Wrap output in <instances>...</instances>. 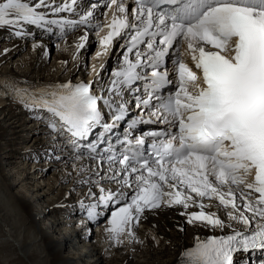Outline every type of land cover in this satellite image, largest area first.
I'll return each instance as SVG.
<instances>
[{"label":"snow or ice","instance_id":"1","mask_svg":"<svg viewBox=\"0 0 264 264\" xmlns=\"http://www.w3.org/2000/svg\"><path fill=\"white\" fill-rule=\"evenodd\" d=\"M76 2L54 6V0H0V28L24 38L26 26L49 32L53 26H87L96 5L78 21L59 17L72 12ZM135 5L130 9L125 0H110L106 7L111 20L98 28L108 29L100 40L105 51L115 38L129 37L106 90L93 94L95 81L69 80L49 85L52 90L39 97L28 96L24 106L48 113V127L66 136L77 155L97 162L91 171L81 166L77 172V183L88 187V202L78 203L89 220L100 216L98 209L112 207L106 231L116 243L123 242L122 236L139 242L134 229L146 211L181 206L189 225L213 232L227 227L231 234L194 237L178 264H234L241 251L264 250V0H135ZM79 40L76 47L82 49L87 35ZM173 51L178 83L161 98L157 90L170 82L167 67L161 71V65ZM185 53L202 73V84L185 62ZM146 69H151L150 79ZM141 80L147 98H137L136 107L150 109L151 117L173 131L151 133L147 148L143 136H126L114 147L107 136L125 119V93ZM101 103L111 113V124ZM96 128L101 131L91 141ZM102 181L117 187L106 189ZM206 199L231 209L225 213L228 219L247 231L206 212L211 207ZM190 207L199 210L189 213Z\"/></svg>","mask_w":264,"mask_h":264},{"label":"bare ground","instance_id":"2","mask_svg":"<svg viewBox=\"0 0 264 264\" xmlns=\"http://www.w3.org/2000/svg\"><path fill=\"white\" fill-rule=\"evenodd\" d=\"M63 2L54 0V6ZM92 2L97 7V0ZM87 5L77 0L72 12L59 16L79 17L88 12L84 9ZM100 10L96 8L94 15ZM49 18L58 17L50 15ZM98 18L93 16L90 22ZM66 27L62 34L59 26H53L51 32L26 26L28 34L24 38L14 36L8 28H0V264H178L182 249L192 247L194 237L231 232L227 227L222 232L219 229L213 232L189 225L187 216L181 215L185 209L173 206L144 213L134 229L139 242L122 236L123 242L116 243L106 231L110 216L107 214L104 222L96 225L98 242L85 244L91 239L90 229L95 220H89L79 206L81 199L88 202V187L77 183L80 179L77 172L81 166H88L91 171L97 163L65 147L63 136L48 127L47 118L40 117L42 110L26 108L25 102L13 92L22 90L37 95L40 89H49L45 86L69 80L75 84L78 78L84 81L87 53L95 41L89 76H95V84L97 78L102 81L121 66L123 51H105L100 44L101 38L93 35L92 27L84 25L78 27L79 30ZM85 34L84 47L78 49L79 38ZM59 38L62 41L56 47L61 57L56 64L58 70H55L47 64V59L50 45ZM34 45L38 47L34 49ZM4 49L9 51L5 53ZM22 52L26 55L14 60ZM68 63L73 66L71 64L67 74L62 75ZM6 91H10L9 96L1 97ZM150 128L158 129L153 123ZM142 130L143 125H140L139 131ZM52 152L61 156H54ZM72 155L79 158L73 159ZM104 167L107 169L106 165ZM102 183L106 189L117 187L106 181ZM92 190L99 194L95 187ZM204 203L211 205L205 208L206 212L217 213L233 229H245L240 223L226 220L224 214L231 209H224L216 200ZM198 210L190 207L187 212ZM61 215L66 220L64 224L58 218ZM249 257L254 260L251 259L252 264H260L264 254L253 251ZM246 259L238 257L235 264L246 263Z\"/></svg>","mask_w":264,"mask_h":264},{"label":"rangeland","instance_id":"3","mask_svg":"<svg viewBox=\"0 0 264 264\" xmlns=\"http://www.w3.org/2000/svg\"><path fill=\"white\" fill-rule=\"evenodd\" d=\"M77 29V28H76ZM77 30H79V29H77ZM76 30V31H77ZM75 31V32H76ZM52 38H54V37H52ZM57 39V38H56ZM62 38H59L57 41H54V40H52V41H54V42H52V44L50 45V47H49V55H48V59H47V64L50 66V67H52V68H55V70H58L57 69V66H56V64H57V61L59 60V58L61 57V55H60V53L61 52H58L57 51V49H58V47H56V45H57V43H59L60 41H62L61 40ZM93 45L90 47V49L88 50V53H87V59H86V61H85V64H84V79H86L87 78V76L90 74V70H91V63H92V57H93V54H94V52L93 51H95V49L96 48H94L95 46H96V41L94 42V43H92ZM58 46V45H57ZM93 52V54H91ZM26 52H22L21 54H18L17 56H15L14 57V60L15 59H17V58H21V57H24L26 54H25ZM64 55H65V52H64ZM98 59V58H97ZM70 60V59H69ZM68 60V61H69ZM70 62V61H69ZM71 64L72 63H68V66H67V68L65 69V71H64V73H62L63 71L61 70L60 71V74L62 73V75H66L67 74V70H68V68L69 67H72L73 66V64H72V66H71ZM89 72V73H88ZM88 73V74H87ZM79 79V78H78ZM77 79V80H78ZM155 128H159V126L158 125H156L155 126ZM25 136H28L27 134H25ZM51 138V137H50ZM53 154H54V156L56 155V156H61V155H58V152H52ZM82 157V156H81ZM57 158V157H56ZM72 158L73 159H78L79 158V156H73L72 155ZM58 159V158H57ZM18 161L22 164L23 162H22V160L20 159V158H18ZM75 161V160H74ZM103 174V173H102ZM112 209H111V207H109L108 209H103V208H101V209H98V211H102L101 213H100V216L97 218V219H95V221L93 222V225L91 226V228L92 229H90V231L92 232V236H91V239L89 240V241H86V243L85 244H91V242L93 243V242H96L97 240H98V238H97V227H96V225H98L99 223H103L104 222V220H105V218H106V216H107V214H110V211H111ZM109 212V213H108ZM224 217L226 218V220L227 221H229V222H233V221H231V220H229L228 219V217L224 214ZM58 218H60V221H61V223H63L64 224V222L66 221L65 220V218L61 215V216H59ZM98 223V224H97ZM95 232V233H94ZM97 239V240H96ZM98 242V241H97ZM96 242V243H97Z\"/></svg>","mask_w":264,"mask_h":264}]
</instances>
